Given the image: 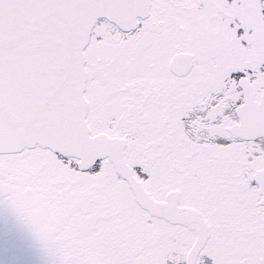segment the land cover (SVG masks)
<instances>
[{
    "label": "snow or ice",
    "instance_id": "6c2138e0",
    "mask_svg": "<svg viewBox=\"0 0 264 264\" xmlns=\"http://www.w3.org/2000/svg\"><path fill=\"white\" fill-rule=\"evenodd\" d=\"M0 264H264V0H0Z\"/></svg>",
    "mask_w": 264,
    "mask_h": 264
}]
</instances>
